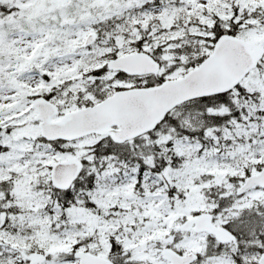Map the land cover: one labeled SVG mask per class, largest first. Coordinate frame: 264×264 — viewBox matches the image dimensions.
I'll return each mask as SVG.
<instances>
[{
  "label": "snow or ice",
  "instance_id": "obj_1",
  "mask_svg": "<svg viewBox=\"0 0 264 264\" xmlns=\"http://www.w3.org/2000/svg\"><path fill=\"white\" fill-rule=\"evenodd\" d=\"M0 264H264V0H0Z\"/></svg>",
  "mask_w": 264,
  "mask_h": 264
}]
</instances>
